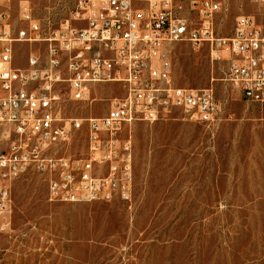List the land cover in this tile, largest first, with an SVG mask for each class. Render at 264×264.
I'll return each instance as SVG.
<instances>
[{
	"label": "rangeland",
	"instance_id": "obj_1",
	"mask_svg": "<svg viewBox=\"0 0 264 264\" xmlns=\"http://www.w3.org/2000/svg\"><path fill=\"white\" fill-rule=\"evenodd\" d=\"M80 0H12L29 4L43 24L70 18ZM150 0H136L146 8ZM184 2L202 0H179ZM221 4L219 36L233 34L241 15L264 24L262 0ZM198 23L196 12L192 13ZM45 51L44 43L32 45ZM31 46L16 45L15 63L26 66ZM175 83L213 88L221 120L208 126L174 110L154 123L126 125L133 148L132 202H52L44 176L29 173L11 183L12 215L0 226V264H264V105L247 102L226 81V62H213L207 45H172L166 55ZM63 88L65 116H104L120 84L96 86L91 101ZM85 130L69 154L87 153Z\"/></svg>",
	"mask_w": 264,
	"mask_h": 264
},
{
	"label": "built area",
	"instance_id": "obj_2",
	"mask_svg": "<svg viewBox=\"0 0 264 264\" xmlns=\"http://www.w3.org/2000/svg\"><path fill=\"white\" fill-rule=\"evenodd\" d=\"M80 0L57 26L43 24L29 4L0 0V226L12 215L11 183L26 174L45 177L52 202H132L133 148L126 125L154 123L180 110L213 126L222 108L211 88L175 83L166 55L172 45L208 46L213 62H226V81L247 102L264 105V24L237 18L233 34L218 35L221 4L214 0ZM258 1V0H256ZM264 1V0H262ZM198 23L194 24L192 13ZM28 43L26 66L15 63L16 45ZM44 43L45 51L32 45ZM117 83L123 95L109 100L104 116H65L63 88L91 101L98 85ZM85 130L87 153L69 154Z\"/></svg>",
	"mask_w": 264,
	"mask_h": 264
}]
</instances>
